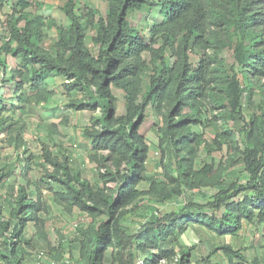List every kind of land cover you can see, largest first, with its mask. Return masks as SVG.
<instances>
[{"label":"trees","instance_id":"obj_1","mask_svg":"<svg viewBox=\"0 0 264 264\" xmlns=\"http://www.w3.org/2000/svg\"><path fill=\"white\" fill-rule=\"evenodd\" d=\"M106 4L101 16L97 9L64 0L58 10L66 24L56 25L19 0L0 21V135L6 134L14 149L26 146L25 124L15 118L28 105L46 103L56 94H79L83 102L60 110L101 108L79 145L101 185L73 170L66 153L54 156L44 145L48 170L37 182L29 183L24 162L31 156L19 155V167L0 166V187H6L9 205L6 216L0 204V264H25L31 255L23 247L34 248L42 240L47 249L45 235L34 243L24 239L27 228L44 223V196L62 214L77 212L88 219L71 241L80 264H208L218 252L227 264H264V258L248 261L230 246L193 261L194 248L180 244L196 225L217 236H234L244 223L264 226V0ZM136 13L145 33L130 22ZM46 28L55 31L52 49L44 47ZM88 31L94 32L90 42L96 56L86 46ZM113 89L122 93L120 115ZM148 110L159 119L152 124L159 177L146 169L150 147L140 129ZM54 132L49 129L51 136ZM235 168L243 181L227 179ZM16 175L24 184L11 181ZM203 189L214 191L205 202L187 201L175 212L150 215L133 232L128 228L147 204Z\"/></svg>","mask_w":264,"mask_h":264},{"label":"rangeland","instance_id":"obj_2","mask_svg":"<svg viewBox=\"0 0 264 264\" xmlns=\"http://www.w3.org/2000/svg\"><path fill=\"white\" fill-rule=\"evenodd\" d=\"M19 0H5L3 11L0 13V21L4 22L6 15L11 13L13 3ZM32 4L29 11L35 13L43 12L48 16L49 21L56 25H64L66 21L63 19L58 7H60L64 0H24ZM79 6H85L86 9H97L99 15L104 16L106 12V0H76ZM47 12L50 14L48 15ZM143 12H148V8H143ZM142 15V14H141ZM139 15H130V22L138 29L145 30V26L140 23L142 21L136 20ZM150 19V18H149ZM140 20H142L140 18ZM93 31L87 32L86 46L93 56L97 55V48L90 42V37ZM145 33V32H144ZM1 34V32H0ZM55 40V31L52 28H46L44 31V47L52 49ZM192 63L196 62V56L190 58ZM113 94L117 99V115L122 112L123 97L122 93L113 89ZM84 97L79 94H56L51 100L39 105H28L22 113L16 116V120L21 124H25V133L23 139L26 144L24 148L19 150L14 149L8 143V136L6 134L0 135V166L2 164L12 165L23 162H18L17 158L25 160L31 156L30 160L24 161L30 167L29 183L37 182L44 176L45 169L48 167L44 165L42 158V146H47L52 155L61 157L62 154H67L72 161L71 167L73 170L80 172L83 179L91 184L101 185L98 171L94 164L88 162L87 153L81 149L80 142L82 140V133L84 129L90 127L91 119L99 116L101 108H86L81 111H68L66 113L60 110L61 107L73 102H83ZM146 120L142 125L140 131L145 135L149 142V157L146 163V169L149 175L156 177L160 176L159 151L157 148V136L152 128L153 123H159V119L154 117L151 110L146 112ZM49 129L54 130V134H49ZM211 134V131L208 132ZM210 137V135H209ZM27 151L25 155L24 151ZM21 155V156H19ZM19 156V157H18ZM218 155L214 154L215 162H218ZM25 158V159H24ZM24 163V164H25ZM15 179L16 184H24L21 176L16 175L11 178ZM228 180L238 179L243 181L244 176L240 168L232 169L227 175ZM146 188L145 184L141 185ZM6 187H0V204L3 206L4 215H8L9 205L7 203L8 197L5 195ZM45 193V192H44ZM214 193L213 190L203 189L194 193H186L181 199L163 203V204H147V208L141 211L140 216L131 217L127 223L130 231H134L138 224L142 223L144 219L150 215L159 213H171L179 210L187 201H194L203 203L210 198ZM5 196L3 201L2 197ZM47 205L44 206V211L41 213V218L44 223L37 228H27L24 239L32 243L39 240V235H45L47 249L44 247V241L34 245V248L24 246L26 253L31 256H26L25 264H80L78 263V253L76 246L71 242L78 229H82L88 223L85 215L74 212L71 215L61 213V210L51 206L49 197H43ZM180 244L184 247L194 248L193 261L206 258L210 252L218 247L230 246L234 250H240L248 261L253 258H264V226L256 227L252 225L243 224L241 231L234 236H217L215 233L207 230L201 226L191 227L181 238ZM44 253L40 256V253ZM108 263V260L105 261ZM208 264H227L221 252L216 253L210 258Z\"/></svg>","mask_w":264,"mask_h":264},{"label":"crops","instance_id":"obj_3","mask_svg":"<svg viewBox=\"0 0 264 264\" xmlns=\"http://www.w3.org/2000/svg\"><path fill=\"white\" fill-rule=\"evenodd\" d=\"M76 250H77V253H78V249H77V247H76Z\"/></svg>","mask_w":264,"mask_h":264}]
</instances>
